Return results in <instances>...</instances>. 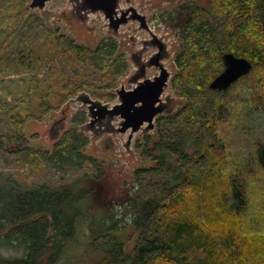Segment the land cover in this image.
<instances>
[{
    "label": "trees",
    "instance_id": "obj_1",
    "mask_svg": "<svg viewBox=\"0 0 264 264\" xmlns=\"http://www.w3.org/2000/svg\"><path fill=\"white\" fill-rule=\"evenodd\" d=\"M29 1L0 0V155L84 171L62 185H27L0 171V264H56L84 207L104 209L90 229L102 264H264V0H188L171 13L181 46L170 84L183 104L156 118L154 137L135 142L155 164L136 171L138 185H125L123 200L108 207L102 166L85 153L84 111L51 150L32 148L24 130L81 92L115 88L124 55L112 38L90 49L47 26ZM225 53L251 70L211 90ZM141 174L152 179L142 183ZM128 229L129 247L121 240Z\"/></svg>",
    "mask_w": 264,
    "mask_h": 264
},
{
    "label": "rangeland",
    "instance_id": "obj_2",
    "mask_svg": "<svg viewBox=\"0 0 264 264\" xmlns=\"http://www.w3.org/2000/svg\"><path fill=\"white\" fill-rule=\"evenodd\" d=\"M186 1L188 0H119L118 15H120L121 11L133 8L138 14L146 16L149 22L152 19L154 20L149 24V27L153 32L165 39L168 58L163 65L171 73V76L176 73L174 57L181 46L180 41L177 38L176 31L172 27H163V24L160 23L161 20L156 17L161 14L170 13L171 11L173 13L179 4ZM195 3L199 6H206L207 0H195ZM35 13L44 19L47 26L58 28L62 34L73 38L77 43L90 49H94L103 38H112L118 43V52H122L125 56L128 63V72L124 77L118 79L113 89L97 90L95 95L85 93L90 101L97 103L101 107L111 108L118 103L115 95L117 89L124 88L125 90H131L135 86L136 80H133V77L135 76V72L138 71V67L131 61V58L139 52L142 40L148 38V34L140 29L136 21L129 20L126 24L121 25L116 34H113L108 29V21L102 13L88 14L82 12L71 4L69 0H50L42 11L36 10ZM130 16L131 13L127 15V17ZM157 25H161V27L155 30L154 27ZM151 52L147 53L146 56L150 55ZM77 67L79 69L77 74L80 75L81 73V76L82 74L84 75L85 69H82L81 65ZM73 69H75L74 66L68 67L67 73L70 74ZM146 73V77H151L154 71L147 70ZM110 94L115 96L114 100L110 101L106 98H101V96ZM161 98L169 106L172 105L174 111L183 102L172 92L169 86ZM89 105H85L81 101H72L65 105L58 113L47 115L44 121L27 124L24 133L29 139L31 147L51 150L52 145L62 132L71 126V118L75 114H80L84 111L86 122L93 121L92 130L85 131V134L89 137L85 153L95 157L99 161L103 173L107 178L106 188L111 190L107 192L110 193L109 197L102 199L100 203L105 207H108L110 203L118 205V202L123 200V187L125 185L131 187L134 183L138 185L135 180V172L154 166L153 162L141 155V151L135 147V142L139 141L140 145H143L144 138L147 135L154 137L155 134L153 131L148 133L139 131L133 134L132 139L129 140V132L125 134L117 132L120 122L119 118L109 121L106 117L100 118L98 115L94 118L87 117V107ZM94 111H97V108H94ZM0 171L27 185L36 183L62 185L80 177L84 170L60 174L50 168H44L36 162L26 163V160L21 156L8 157L0 155ZM141 176L142 183L152 179V176L148 174H141ZM103 206L100 207L103 208ZM205 206L208 208L213 207L212 204H206ZM103 210L100 208H83L82 214L76 220L75 239L66 244L56 264L103 263L104 252L96 250L92 246L90 239V229L94 232L98 230L97 223L103 216ZM132 235V230L128 229L121 236V240L128 241V247L130 246ZM15 255L16 253H14ZM202 256V251L191 255V257Z\"/></svg>",
    "mask_w": 264,
    "mask_h": 264
},
{
    "label": "water",
    "instance_id": "obj_3",
    "mask_svg": "<svg viewBox=\"0 0 264 264\" xmlns=\"http://www.w3.org/2000/svg\"><path fill=\"white\" fill-rule=\"evenodd\" d=\"M49 1L50 0H30L28 3V8L34 13L36 10L42 11L46 3ZM69 1L82 12H86L88 14L97 12L102 13L105 19L108 21V29L113 34H116L121 25L126 24L129 20L139 22L140 27H147V25L145 24L146 16L138 14L137 11L133 8L121 11L120 15H118L119 0ZM129 13L133 15L127 17ZM157 52L158 53L153 57V63H147V65L149 66V64H154L158 66L159 74L153 78H146L142 74H140V72L136 74V71L135 76L133 77V80H136L135 86L131 90H125L124 88L117 89L115 91V95L117 97L118 103L113 105L111 108L101 107L97 103L90 101L85 92L79 93L68 103L72 101H81L85 105L90 104L87 107V117L90 118H94L97 115L100 118L106 117L109 121L115 118H119L120 122L117 132L121 134L129 132V140L132 139L133 134L139 131H145L146 133L150 131L154 132L156 118L158 116L169 115L174 112V108L172 107V105L169 106V104L163 101L161 98L162 94L168 88V86L171 89L170 80L173 76H171V73L168 71V69H166L165 66L161 64V60L163 59L162 53L164 54L167 52V46L163 43L158 44ZM222 63V72L218 74L209 84V88L211 90H227L239 78L246 75L252 67V64L247 59L237 57L232 53L223 54ZM68 103H66V105ZM94 108H97V111H94ZM92 128V120L88 123L85 122L83 126H81V129L84 132L86 130L91 131Z\"/></svg>",
    "mask_w": 264,
    "mask_h": 264
},
{
    "label": "flooded vegetation",
    "instance_id": "obj_4",
    "mask_svg": "<svg viewBox=\"0 0 264 264\" xmlns=\"http://www.w3.org/2000/svg\"><path fill=\"white\" fill-rule=\"evenodd\" d=\"M171 13H172V11L170 13H165V14L158 15L156 18L161 20L160 23L163 24V27H172L176 31L175 26L173 24H170V15H171ZM131 15H133V14H131ZM153 21L154 20L152 19L149 22V19L146 18V23L145 24L147 25V27H140V23L137 22L139 27H140V29L145 31L148 34V38H144L142 40L139 52L137 53L136 56L131 58V61L135 65H137V67H138V71L136 72V74H138L140 72V74H142L144 77H146L147 70L148 71L149 70H153L154 71V74L151 77L149 76V77H146V78H153V77H155V76H157L159 74V67L158 66H156L154 64H149V66H148L147 63H153V57H154L155 54L158 53L157 52L158 44L163 43L164 45H166L165 39L161 35H158L157 33L153 32L152 29H150L149 24H151ZM159 27H161V25L155 26L154 29L156 30ZM176 33H177V31H176ZM117 49L119 50L118 43H117ZM150 52H151V54L146 56V54L150 53ZM120 53L122 54V52H120ZM162 57H163V59L161 60V64H163L166 61V59L168 58L167 52L164 53V54L162 53ZM124 59H125V56H124ZM144 59H145V61H144ZM125 61H126V59H125ZM126 70L128 72V63H127V61H126ZM124 76H122V77H124Z\"/></svg>",
    "mask_w": 264,
    "mask_h": 264
}]
</instances>
